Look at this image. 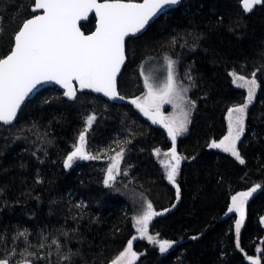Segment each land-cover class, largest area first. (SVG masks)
Returning <instances> with one entry per match:
<instances>
[{
    "label": "trees",
    "instance_id": "16d2710c",
    "mask_svg": "<svg viewBox=\"0 0 264 264\" xmlns=\"http://www.w3.org/2000/svg\"><path fill=\"white\" fill-rule=\"evenodd\" d=\"M34 4L0 0V58L11 51L21 25L38 13ZM94 23L92 16L80 27L90 31ZM125 55L117 81L122 97L144 95L142 69L152 59H171L176 80L189 87L195 107L187 133L176 141L183 159L176 183L168 182L153 155L171 151V138L132 104L84 92L70 100L44 88L13 125L0 123V259L113 264L139 234L134 217L151 203L160 214L148 233L176 244L161 254L138 239L133 264H264V4L245 12L239 0H181L128 38ZM231 72L258 84L237 145L244 164L211 146L226 134L227 111L246 99ZM90 114L96 121L86 145L99 158L65 168ZM120 152L119 174L106 187L107 168ZM257 184L261 189L246 204L237 237L231 198Z\"/></svg>",
    "mask_w": 264,
    "mask_h": 264
},
{
    "label": "snow or ice",
    "instance_id": "6c2138e0",
    "mask_svg": "<svg viewBox=\"0 0 264 264\" xmlns=\"http://www.w3.org/2000/svg\"><path fill=\"white\" fill-rule=\"evenodd\" d=\"M179 2L180 0H143L142 3H125L122 0L104 3H98L97 0H35L33 11L42 10V14L27 19L22 24L14 34V46L10 54L0 58V122L11 124L24 98L36 85L43 82H54L65 88L64 95L70 100L76 99L73 81L78 83L80 90L88 89L103 93L110 99H116V77L125 60V37L140 32L157 12ZM261 3H264V0H243V9L245 12H250L254 5ZM93 10L98 17V24L93 34L85 35L77 26V22L87 19L88 13ZM232 75L235 76L234 73ZM236 80L241 81L237 87L247 88L248 102L251 103L258 87L256 80H246L243 76L236 77L234 82ZM144 83L148 90L146 95L142 100H133L132 103L153 124H161L167 129L172 147L170 153H165V156L170 155L171 159L161 163L166 170L168 181L175 184L181 160L175 145L177 137L187 132L190 119L189 112H183V119L179 122L170 120L161 113V107L164 104H173L175 107L178 105L174 101L184 99L178 91L174 62L168 61L167 80L162 87L154 88L147 77ZM183 91L186 92L187 89ZM192 107H195L194 103ZM247 107L248 105L245 104L229 111L228 135L219 144L211 145L213 148H222L224 152L231 153L240 164H244L245 161L237 151L236 142L240 140L244 132ZM95 120V115L86 118L87 127L80 134L75 150L67 156L65 168H71L76 159L99 158L85 150L86 133ZM154 154L159 155V149ZM122 157L123 152H120L112 158V163L107 168V178L104 180L106 187H111V182L119 174ZM255 190L253 188L251 191L232 197V207L228 211L238 212L241 217L236 222L237 235L244 219V203ZM177 197H179L178 187ZM159 214L153 211L152 204L148 203L142 215L135 218V226L140 239L147 238L149 243H158L159 250L163 253L171 247V243L158 242L148 235L150 221ZM136 256L130 240L116 264H120L126 258H128V264H132ZM65 259L68 257L66 256ZM0 264H9V261L0 259ZM24 264H30V262L25 261ZM252 264H259V260H253Z\"/></svg>",
    "mask_w": 264,
    "mask_h": 264
},
{
    "label": "rangeland",
    "instance_id": "374dc122",
    "mask_svg": "<svg viewBox=\"0 0 264 264\" xmlns=\"http://www.w3.org/2000/svg\"><path fill=\"white\" fill-rule=\"evenodd\" d=\"M169 60H171V59H168V58H160V59H157V64H156L155 59H152V60H151L152 62L149 63L148 66L143 67V69H142L143 80L145 81V78L147 77V78L149 79V82H151V83L153 84L154 88H160V87H162V86L164 85V83L166 82V80H167L168 61H169ZM233 73L235 74V76L232 75ZM238 76H242V75L236 74L235 72H231L232 82H233V84H234L236 87H237V84H238V83H241V81H239V80H236V82H234V80H235L236 77H238ZM175 77H176V76H175ZM243 77H244L246 80L254 79L253 77H248V76H244V75H243ZM175 79H176V78H175ZM176 82H177V85H178V91H180V93H181V95L184 97V99H183V100H179V99H177L176 101H174V103H175L176 105H178V106H175V107L173 106V104H164V105L161 107V113L163 114V116L169 118L170 120L174 119V120H177V122H179L180 120L183 119V115H182L183 112H189V119H190V112H191V109H192V101H191L190 98H189V87L186 86L184 83H181L179 80H176ZM256 83H257V82H256ZM257 85H258V84H257ZM238 88H240V87H238ZM183 89H187V91L184 92ZM241 89H243V90L245 91V93H246V99H245V101H244L242 104L237 105V106H234V107H231V108L227 111V114H226L227 130H226V134H225V136L228 135V131H229V127H228V125H229V118H228V113H229V111H230L231 109H234V108H236V107L243 106V105H245V104H247L248 106L250 105V103L248 102V90H247V88L245 87V88H241ZM147 91H148V90H147V88L145 87V83H144L143 93H142V94H144V95H143L140 99H139L140 96L136 97V99H137V100H142L143 97L146 95ZM256 92H257V88H256V91H255V95H256ZM255 95L253 96L252 100L254 99ZM252 100H251V102H252ZM247 109H248V107H247ZM247 109H246V111H247ZM234 115H235V114H234ZM245 117H246V114H245ZM244 126H245V120H244ZM187 128H189V124L187 125ZM187 131H188V130H187ZM186 133H187V132H185V133H183V134H181V135H179V136H183V135H185ZM179 136H178V137H179ZM225 136H224V137H225ZM178 137H177V138H178ZM224 137H223L222 139L218 140V141L212 142V144H213V143H217V144H219V143L224 139ZM241 137H242V135H241ZM241 137H240V139H241ZM239 141H240V140H239ZM239 141L236 142V148H237V145H238V142H239ZM78 143H79V138H78V140H77V142H76V144H75V146H74V148H73L72 151L75 150V147L78 145ZM212 144H211V145H212ZM212 148H213V147H212ZM214 149L217 150V151H220V152H224V151L222 150V148H214ZM85 150H86L87 153H89V151H88V147H87L86 144H85ZM155 151H156V150H155ZM155 151L153 152V155H154L155 161H156V162L158 163V165L162 168V170H163V172H164V176H165V178L167 179L166 170H165V168L163 167L161 161H165V160H170V159H171L170 155H169V156H165V153H170V151H168V150H166V151L159 150V155H155V154H154ZM224 153H227V154H230V155H231V153H229V152H224ZM179 156H180V155H179ZM180 158H181V160H180V164H181L182 161H183V159H182L181 156H180ZM74 161H76V160H74ZM74 161H73V162H74ZM172 163H175V162L172 161ZM178 170H179V169H178ZM177 177H178V175L176 176V180H177ZM167 180H168V179H167ZM168 182H169V181H168ZM169 183H170V182H169ZM170 184H172V183H170ZM253 188H255L256 190L253 191V192H252V195L249 196V197L246 199V201H245V203H244V206H243L244 219H243V221H242V223H241L240 231H241V229L243 228V226H244V222H245V217H246V204L248 203V201L251 199L252 196H254L256 193H258V192L260 191L261 186L258 185V184H257V185H253L252 187L246 189L245 191H241V192H238V193H236L235 195H233V196H236V195H238L239 193L251 191ZM233 196H232V197H233ZM231 207H232V198H231V201H230V204H229V208H231ZM145 210H146V208H145ZM145 210H144V211H145ZM153 211H154V210H153ZM155 212H156V211H155ZM158 213H160V212H158ZM233 213L235 214V222H234V228H233V229H234V234L238 237V235L240 234V232H239V234L237 235V233H236V222L239 221V220L241 219V217H240V213H238V212H234V211H233ZM140 215H142V214H140ZM137 216H139V215H137ZM137 216L134 217V220H135V218H136ZM261 223L264 225V215L261 217ZM135 229H136V226H135ZM136 233H138V232L136 231ZM148 235H150V234L148 233ZM151 236H152L155 240H157L158 242H164V241H167V240H160V239H158L156 236H153V235H151ZM144 239H145L147 242H149V241L147 240V238H144ZM168 242L171 243V247H169V248L167 249V251H165V252H163V253L160 252V250H159V244H158V243H156V244L150 243V244L155 245L161 254H165V253L168 252L170 249H172V248L175 246V244H176V242H172V241H168ZM134 252H135V251H134ZM136 254H137V256H136L135 260L132 261V264H133V263L137 260V258L139 257V254H138V253H136ZM119 257H120V256H118V257L113 261V262H114L113 264H116V262L119 261ZM19 264H24V262H23V263H19ZM120 264H128V258H126L124 261L120 262Z\"/></svg>",
    "mask_w": 264,
    "mask_h": 264
},
{
    "label": "water",
    "instance_id": "95a60500",
    "mask_svg": "<svg viewBox=\"0 0 264 264\" xmlns=\"http://www.w3.org/2000/svg\"><path fill=\"white\" fill-rule=\"evenodd\" d=\"M97 2H98V3L112 2V0H111V1H99V0H97ZM122 2H125V3H128V2H132V3H142L143 0H140V1H124V0H122ZM180 2H181V0H180ZM180 2H179L178 4H176V5L166 6V7H164L163 9H161L159 12H157V14H156L154 17H152L151 20H149V22L145 25V27H144L140 32H138V33H136V34H134V35H131V34H130L129 36L125 37V42H126V40H127L128 38L136 37V36L140 35L141 33H143V32L146 30L147 26H148L149 24H151V23H152L157 17H159V15H161L162 13H164L165 11H167V10H169V9H173V8L177 7V6L180 4ZM261 4H264V3H261ZM261 4H256V5H254L253 8H252V11H253L257 6H260ZM239 5H240L241 9L244 11V9H243V0H239ZM36 11L38 12L36 15H40V14H42V10H36ZM252 11H250V12H252ZM36 15H35V16H36ZM92 16L95 18L94 28H93V30H92L90 33L85 34V35H91V34H93V33L95 32V30H96V27H97V24H98V17H96V15H95V11L93 10L92 12H89V13H88V17H87V19H82V20H80V21L77 22V26L80 28V25L83 24V23L88 22V20H89ZM32 18H34V16H33ZM29 19H31V18H29ZM21 26H22V25H21ZM20 28H21V27H20ZM80 30H81V28H80ZM81 32L83 33L82 30H81ZM13 46H14V43H13ZM12 48H13V47H12ZM11 50H12V49H11ZM8 54H10V52H9ZM8 54H7V55H8ZM124 54H125V44H124ZM7 55H6V56H7ZM6 56H5V57H6ZM5 57H3V58H5ZM125 62H126V55H125L124 63L121 65L120 71H119V73L117 74V77H116V93H117V98H116V99H110L109 97L104 96L103 93H96V92L91 91V90H88V89L80 90L78 83L75 82V81H73L72 83H73V87H74L75 90H76V94H77V93H83V92H84V93H91L92 95L97 96V97H100V98L104 99L105 101H108V102H111V103H116V104L130 103V104H132V105L136 108V106L132 103V101H133V100H137V99L124 98V97H122V96L118 93V89H117V81H118V78H119V76H120V73H121V71H122V69H123V66H124ZM47 87H52V88H56V89H58L59 91H61L63 97L66 98V99H68L67 96L64 95V93L66 92V89L63 88V87H61L60 85L55 84L54 82H43V83H40V84L36 85V87L33 88V90H32V91H31V92H30V93L24 98V100H23V102L21 103L20 107H19V108L17 109V111H16V116H15V118L13 119L12 123H11V124H5V125H8V126L13 125L14 122L16 121L17 117H18L19 112L21 111V109H22V107L25 105V103H26L29 99H31V98H32V97H33L38 91H40V90H42V89H44V88H47ZM119 97H122L123 99H120ZM136 109H137V108H136ZM137 110L139 111V109H137ZM139 112H140V111H139ZM140 113H141V112H140ZM141 114L144 116L143 113H141ZM162 115H163V114H162ZM144 117L152 123V121H151L148 117H146V116H144ZM0 123L3 124V122H0ZM155 125H159V126H160L162 129H164V130L166 131V133L168 134L167 129H166L165 127H163L161 124H155ZM84 161H85V160H84ZM106 178H107V177H106ZM139 236H140V234L135 235V239H133V238L131 239L132 243L135 242V241H137L138 239H140Z\"/></svg>",
    "mask_w": 264,
    "mask_h": 264
},
{
    "label": "flooded vegetation",
    "instance_id": "af4514ba",
    "mask_svg": "<svg viewBox=\"0 0 264 264\" xmlns=\"http://www.w3.org/2000/svg\"><path fill=\"white\" fill-rule=\"evenodd\" d=\"M81 28V27H80ZM94 28V27H93ZM82 30V29H81ZM93 30V29H92ZM92 30H90V31H86V30H82L83 31V33L84 34H88V33H90ZM91 115V114H90ZM96 121V120H95ZM95 121H94V123H95ZM93 123V124H94ZM85 124H86V122H85ZM86 127H87V125H85ZM92 127V126H91ZM83 160H79V159H76V161H74L73 162V164H78V163H80V162H82Z\"/></svg>",
    "mask_w": 264,
    "mask_h": 264
},
{
    "label": "bare ground",
    "instance_id": "6f19581e",
    "mask_svg": "<svg viewBox=\"0 0 264 264\" xmlns=\"http://www.w3.org/2000/svg\"><path fill=\"white\" fill-rule=\"evenodd\" d=\"M106 1H111V0H106ZM35 16V15H34ZM32 18V17H31ZM17 33V32H16ZM14 42V41H13ZM13 47V46H12ZM259 254V253H258Z\"/></svg>",
    "mask_w": 264,
    "mask_h": 264
}]
</instances>
